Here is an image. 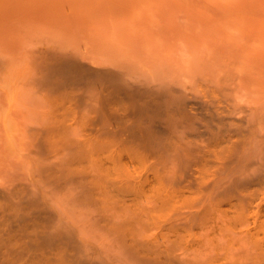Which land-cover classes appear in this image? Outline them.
<instances>
[{"label": "bare ground", "instance_id": "6f19581e", "mask_svg": "<svg viewBox=\"0 0 264 264\" xmlns=\"http://www.w3.org/2000/svg\"><path fill=\"white\" fill-rule=\"evenodd\" d=\"M202 1L0 0V264H264V23Z\"/></svg>", "mask_w": 264, "mask_h": 264}, {"label": "rangeland", "instance_id": "374dc122", "mask_svg": "<svg viewBox=\"0 0 264 264\" xmlns=\"http://www.w3.org/2000/svg\"><path fill=\"white\" fill-rule=\"evenodd\" d=\"M203 1H204V0H203ZM203 1H202V3H205V2H203ZM205 1L207 2V4L205 3V5H208V2H209V4H210L211 7H210L209 5H208V6H209V8H211L212 10H216V9H217L216 11L224 12L225 9H228V10L225 11V12H227V13H229V12L232 13L231 10H233L232 5H231L230 7H228V5H229V4H227L228 2H229L230 4L235 5V7L238 6V7L236 8L237 11H236L235 9L233 10V13H237V15H239V17L236 16V17L238 18V19H237V22H239V20H241L242 22H246V20H247L246 23H248V22H249V23H252V21H249V19H250L251 16H252V18H254V20H256V21L253 20V24H258V23H256V22H259V23H261L260 25H263V23H264V22H263V20H264V10H263V9H264V0H224L225 3H226V5H224V6H223V5H220V4H222V2H221L222 0H220V1L217 0V1L220 3V4H218V5H220V6L217 7V8H216V6H218V5H215V4L212 5V3L210 2L211 0H208V1L205 0ZM224 1H223V2H224ZM214 2H216V0H215ZM214 2H213V3H214ZM218 2H217V3H218ZM199 5H201V3H199L198 6H199ZM205 5L203 4L204 7H206ZM214 5H215V6H214ZM254 5H255L256 8H257V7H258V8H261L262 11H263V13H261V12H262L261 9H258V8L256 9V8L254 7ZM201 6H202V5H201ZM201 6H200V7H201ZM208 6H207V7H208ZM212 6L214 7V9L212 8ZM246 6H247V7H246ZM249 6L254 7V8L251 9ZM207 7H206V8H207ZM226 7H227V8H226ZM222 8H223L224 10H223ZM246 9H247L248 13H247V11H245ZM254 9H255V11H251V10H254ZM259 10H260V11H259ZM234 11H235V12H234ZM250 11L253 12L254 15H255V13H256L255 16H256L257 18L260 17V18H262V19H260V21H258L257 18H256V17H255ZM245 12H246V13H245ZM249 12H250V13H249ZM247 14H248V15H247ZM260 14H263V17H262ZM244 15H247V16L250 15V16H249V18L247 17V18L245 19V16H244ZM257 15H258V16H257ZM240 16H241V17H240ZM239 18H242V19H239ZM252 18H251L250 20H252ZM233 20H236V19L233 18ZM233 20L231 19V21H233ZM233 22H234V21H233ZM263 26H264V25H263Z\"/></svg>", "mask_w": 264, "mask_h": 264}]
</instances>
